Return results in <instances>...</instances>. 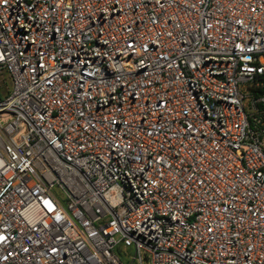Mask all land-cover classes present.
<instances>
[{"label": "built area", "instance_id": "built-area-1", "mask_svg": "<svg viewBox=\"0 0 264 264\" xmlns=\"http://www.w3.org/2000/svg\"><path fill=\"white\" fill-rule=\"evenodd\" d=\"M264 0H0V264H264Z\"/></svg>", "mask_w": 264, "mask_h": 264}, {"label": "trees", "instance_id": "trees-1", "mask_svg": "<svg viewBox=\"0 0 264 264\" xmlns=\"http://www.w3.org/2000/svg\"><path fill=\"white\" fill-rule=\"evenodd\" d=\"M256 93H257V94H258V93H262V94H264V85H263L262 87H260V88H257ZM260 115H261V118H262V122H263V124H264V112L261 113Z\"/></svg>", "mask_w": 264, "mask_h": 264}]
</instances>
